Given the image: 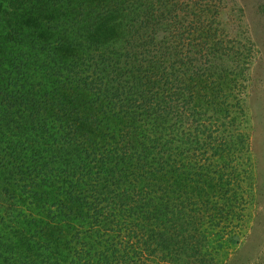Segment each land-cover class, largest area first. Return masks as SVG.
<instances>
[{
    "label": "trees",
    "instance_id": "obj_1",
    "mask_svg": "<svg viewBox=\"0 0 264 264\" xmlns=\"http://www.w3.org/2000/svg\"><path fill=\"white\" fill-rule=\"evenodd\" d=\"M222 2L0 0V264L228 262L252 178Z\"/></svg>",
    "mask_w": 264,
    "mask_h": 264
},
{
    "label": "rangeland",
    "instance_id": "obj_2",
    "mask_svg": "<svg viewBox=\"0 0 264 264\" xmlns=\"http://www.w3.org/2000/svg\"><path fill=\"white\" fill-rule=\"evenodd\" d=\"M220 4L225 6L219 18L225 39L240 43L247 66L243 94L252 178L244 209L246 235L226 264H264V0Z\"/></svg>",
    "mask_w": 264,
    "mask_h": 264
}]
</instances>
